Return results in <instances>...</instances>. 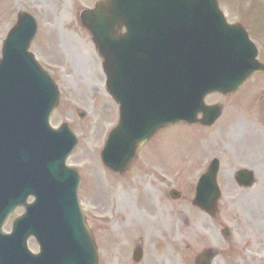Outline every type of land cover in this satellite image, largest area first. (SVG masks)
<instances>
[{"label":"rangeland","instance_id":"obj_1","mask_svg":"<svg viewBox=\"0 0 264 264\" xmlns=\"http://www.w3.org/2000/svg\"><path fill=\"white\" fill-rule=\"evenodd\" d=\"M94 1L0 0V47L17 12L26 11L35 17L39 31L30 50L53 68L52 75L60 91L58 106L50 120L52 126L67 123L78 139L68 164L79 171V199L85 214L91 212L97 216V222L89 217L87 221L96 234L99 264H132L133 204L169 203L163 197L158 201L162 195L155 189L157 181L154 185L149 183L153 179L145 166L147 148L139 150L138 160L131 163L123 178L101 165L99 151L108 131L116 123L118 112L117 105L107 96L101 58L88 31L77 18L82 7H90ZM219 5L228 22L241 24L246 29L264 63V31L260 29L264 26V0H219ZM245 85L232 99L216 94L206 97V105L222 103L226 112L213 128L201 132L200 129L176 126L151 144L149 158L152 164L161 166L167 159L170 161L167 168L172 167V170L185 168V162L191 164L185 177L178 178L181 182L174 184L170 177L168 186H177L182 197L187 199L192 198V187L214 155L220 161L218 182L222 198L215 225H211L208 217L193 214L189 202L182 198L174 203L183 204L178 210L186 222L185 228L181 227L185 246L177 249V253L166 247L176 264L189 263L186 251L189 249L228 248L221 234L225 227L231 232L233 248L257 252L264 262V161L256 163L264 158V113L263 123H258L261 120L248 108L253 103L252 96L263 91L264 77L255 76ZM89 88H94V92ZM247 89L250 91L246 95ZM257 103L264 112V94ZM208 131H212V135ZM217 131L221 135H216ZM218 151L222 154H215ZM238 169L254 172L256 184L253 188L243 191L235 184L233 175ZM170 174L172 172L168 171L167 175ZM133 179L139 180L133 182ZM134 183L144 186L147 195ZM132 191L140 198H134ZM9 229L10 225L6 226V231ZM182 236L176 237L181 240Z\"/></svg>","mask_w":264,"mask_h":264},{"label":"water","instance_id":"obj_2","mask_svg":"<svg viewBox=\"0 0 264 264\" xmlns=\"http://www.w3.org/2000/svg\"><path fill=\"white\" fill-rule=\"evenodd\" d=\"M148 8L166 11H187L201 8L217 10L215 0H105L97 3L93 10L84 11L80 14L82 24L92 34V40L104 58V70L109 75L108 91L122 105L123 113L118 131L116 134L113 133L104 152H102L104 165L114 172L124 171L128 167L130 161L136 157V145L142 141H137L139 143L135 145L136 141L132 142L131 140L132 134L127 132L128 123L132 121L127 117L130 106V91L126 87H129V80L112 79L111 73L114 67L115 73L119 77L122 76V73H125L126 76L127 73H130L131 67L128 66L126 60L129 56L132 58V48L135 42L142 41L141 30H146L143 29V25L138 26L136 23L140 20L138 13L141 9ZM27 18V16H19L18 24L10 32L9 38L3 46L4 59L0 62V125H2L0 131V185L11 184L10 190L1 191L0 204H20L23 198V190H26L24 192V197H26L29 193L34 194L31 190L40 182L44 184L50 182L53 201L55 200L58 204L57 215L60 219L56 215L55 221L52 223L53 226H42V234L39 236L41 244L46 248L48 243L55 249L53 253L55 264H96L97 255L93 240L84 223L79 222L78 219L80 212L76 194L77 177L73 171L64 168L63 165L66 155L74 146V138L66 127L53 131L48 125L49 115L57 104L56 87L50 77L40 71L36 63H33L32 57L27 54L31 38L28 43L24 40L22 44L15 46L28 59L23 55L25 59H19L17 64H11L14 61L10 57L4 61L5 49L15 45L18 35L22 33L23 24H26L28 20ZM168 19L170 24L168 29V46L170 49H168V63H166L167 69L169 68L168 82L179 79L188 90L191 89L192 94L182 100L184 103L195 100L196 105H198L200 96L205 91L211 89L224 90L223 87L227 83L225 81L226 71L227 73L236 72L238 78L235 82H238L243 79L242 75L246 77L247 71L244 67L250 65L249 61L255 67L258 66L255 65L254 57L248 51L249 45L246 41L237 40L236 43L230 44L226 42L230 37L225 40L218 38L213 49L210 45L214 53L211 56V62L207 64L208 67L215 65L217 79L214 80V74L209 73L205 69L204 63L195 55L194 51H198V48L196 49L193 45L194 30H189V26H186L183 21L179 27H173L172 23L177 24V19H172V16H169ZM184 19L192 20V16L184 17ZM30 21L32 22L31 19ZM125 24H128L129 32L127 35L118 36L117 30ZM132 27L136 30L137 37L132 35ZM31 35L34 36V34ZM242 38L245 36L242 35ZM179 45L183 47L184 45L192 46L186 52L187 54H181L176 50ZM208 47V45L200 46L201 54H204ZM201 57L204 58L203 55ZM245 64L246 66H244ZM21 72L32 74L34 78L28 80L19 78L14 84V79ZM180 88L181 93H184V88ZM226 89H229L228 85L225 87ZM222 93H229V90L222 91ZM9 94H12L11 97L9 96L10 99H5L4 95ZM154 112H156L154 107H147L139 112V117L146 124ZM124 127L126 128L122 134L117 136ZM68 137H70V141ZM131 143H134L133 150ZM130 144L128 160L124 163H121L123 161L120 160L117 162V152L122 149L126 151ZM47 159H53V161L50 162L48 172H44ZM39 172L43 174L41 175ZM215 173L216 170L199 187L198 196L201 195L203 202H195L196 205L210 214L214 212L218 199V194L214 195L213 192L216 187ZM237 178L246 181L248 175L238 174ZM81 231L84 238L81 236ZM85 247L88 250L85 251ZM45 255L48 259V251H44L40 256L41 263Z\"/></svg>","mask_w":264,"mask_h":264},{"label":"flooded vegetation","instance_id":"obj_3","mask_svg":"<svg viewBox=\"0 0 264 264\" xmlns=\"http://www.w3.org/2000/svg\"><path fill=\"white\" fill-rule=\"evenodd\" d=\"M167 206L168 204H136L135 211L132 212V251L141 249L142 256L139 261H132V264H176L170 256L166 257L165 253L168 254L166 247L177 253L179 248L175 241L180 240L177 237H181L182 234L176 223L169 222L168 217L170 219L173 217L172 213L167 215ZM157 212L160 214L159 218L155 217ZM181 243L184 244V236ZM182 251L185 252V250ZM236 253L231 248L216 251L220 259L215 264L223 262L224 264H254L246 253H242V257Z\"/></svg>","mask_w":264,"mask_h":264},{"label":"bare ground","instance_id":"obj_4","mask_svg":"<svg viewBox=\"0 0 264 264\" xmlns=\"http://www.w3.org/2000/svg\"><path fill=\"white\" fill-rule=\"evenodd\" d=\"M73 51H75V50H73ZM71 53V52H70ZM75 53V52H74ZM70 55H72V53L70 54ZM75 54H73V56H74ZM90 92H94V88H89L88 89ZM250 128H253L252 126H250Z\"/></svg>","mask_w":264,"mask_h":264}]
</instances>
